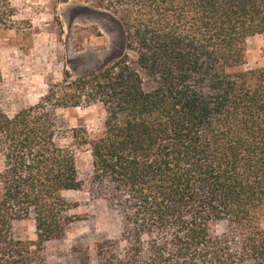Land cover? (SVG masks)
<instances>
[{
	"label": "trees",
	"instance_id": "16d2710c",
	"mask_svg": "<svg viewBox=\"0 0 264 264\" xmlns=\"http://www.w3.org/2000/svg\"><path fill=\"white\" fill-rule=\"evenodd\" d=\"M90 1L120 22L124 54L66 74L11 116L0 109V264H47L45 244L76 220L67 191L120 215V237L95 244V264H264V67L246 68L264 0ZM16 16L0 0V29L20 28ZM91 106L102 130L72 129L61 145L57 110ZM26 219L34 241L12 235Z\"/></svg>",
	"mask_w": 264,
	"mask_h": 264
},
{
	"label": "rangeland",
	"instance_id": "374dc122",
	"mask_svg": "<svg viewBox=\"0 0 264 264\" xmlns=\"http://www.w3.org/2000/svg\"><path fill=\"white\" fill-rule=\"evenodd\" d=\"M17 11L20 28L0 29V109L11 116L21 108L35 105L49 84L107 67L124 54V32L110 12L90 0H10ZM264 67V35L250 38L246 44V68ZM67 134L60 139L67 145L72 129L99 133L104 113L100 106L57 110ZM77 170L86 180L91 172L87 152L77 153ZM62 196L78 206L68 214L76 220L59 241L44 246L47 264H95V244L118 239L120 215L105 201L92 199L87 192H63ZM226 223L214 225V235L226 230ZM264 232V220L261 224ZM12 235L34 241L31 219L12 223Z\"/></svg>",
	"mask_w": 264,
	"mask_h": 264
}]
</instances>
